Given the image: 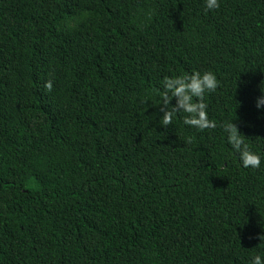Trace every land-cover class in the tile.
<instances>
[{
  "label": "trees",
  "instance_id": "trees-1",
  "mask_svg": "<svg viewBox=\"0 0 264 264\" xmlns=\"http://www.w3.org/2000/svg\"><path fill=\"white\" fill-rule=\"evenodd\" d=\"M219 3L0 0V264L264 258V0ZM195 71L217 127H163L164 78Z\"/></svg>",
  "mask_w": 264,
  "mask_h": 264
},
{
  "label": "clouds",
  "instance_id": "clouds-1",
  "mask_svg": "<svg viewBox=\"0 0 264 264\" xmlns=\"http://www.w3.org/2000/svg\"><path fill=\"white\" fill-rule=\"evenodd\" d=\"M206 10H216L220 8L219 0H205ZM163 94L161 96L162 107L160 111L163 116L160 124L167 128L172 124L173 118L177 113H186L183 122L186 125L204 129H214L217 124L214 120L208 118L207 104L204 102L205 93L215 92L219 86L218 79L214 72L195 71L190 74H182L173 77H165L163 80ZM47 91H51L53 83L48 80L45 85ZM169 93L171 95H169ZM176 100V104H172V100ZM257 107H264V97L258 98ZM225 131L228 133V142L239 153L241 164L244 168L258 169L261 167V157L252 151L245 144L243 135L239 131L236 124L228 122L224 125ZM191 143V141H188ZM264 243V235L258 237ZM250 264H264V258L255 255Z\"/></svg>",
  "mask_w": 264,
  "mask_h": 264
}]
</instances>
